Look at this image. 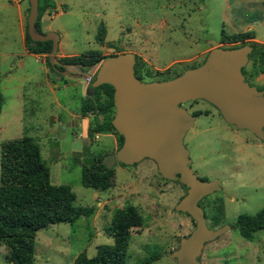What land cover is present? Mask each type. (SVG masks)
<instances>
[{"label": "rangeland", "instance_id": "rangeland-1", "mask_svg": "<svg viewBox=\"0 0 264 264\" xmlns=\"http://www.w3.org/2000/svg\"><path fill=\"white\" fill-rule=\"evenodd\" d=\"M55 2L56 7L42 17V32L59 35L56 58L89 50H99L105 58L131 52L140 57L143 82L162 81L156 71L168 69L169 77L202 64L212 48L210 41L231 47L220 41L222 33L253 31L252 41L259 45L248 58L245 77L251 86L264 85V0ZM27 3L0 0V144L31 137L39 145L50 182L70 186L75 206L93 208L89 217L38 230L33 264H73L82 251L94 256L97 245L113 244L114 211L129 206L140 214L142 224L130 230L126 264H145L142 261L154 252L160 255L149 264H178L172 252L195 228L187 213L174 209L187 189L177 180L164 179L149 158L128 166L115 164L113 185L105 191L81 184L82 163L115 152L120 134L112 130L94 133L93 138L83 134L77 120L87 117L88 127L95 122L93 114H80L82 98L92 94L89 82L51 70L45 55L27 52L20 27L21 17L25 33ZM101 25L106 33L103 44L96 40ZM98 66L87 71L93 73ZM183 107L199 112L183 137L191 170L201 179L219 182V190L199 201L208 216L206 224L210 228L212 214L220 211L218 227L230 226L205 243L200 263L264 264V230L247 240L234 227L240 214L264 207V128L263 138L238 129L203 99ZM97 119L102 121L103 115ZM6 252L0 243V264H7Z\"/></svg>", "mask_w": 264, "mask_h": 264}, {"label": "water", "instance_id": "water-1", "mask_svg": "<svg viewBox=\"0 0 264 264\" xmlns=\"http://www.w3.org/2000/svg\"><path fill=\"white\" fill-rule=\"evenodd\" d=\"M28 1V35L35 41H52L48 55L51 66H61V73L81 77L92 86L106 83L114 89L112 125L123 136V142L115 152L104 155L100 163L113 168L117 163L133 165L149 158L164 179L177 180L187 187L174 209L187 213L195 228L181 238L172 256L178 264H201L199 256L205 243L215 240L230 226L209 228L198 204L203 197L219 190V182L201 179L191 170L183 137L193 125L195 115L183 104L206 100L218 109L225 121L263 138L264 88L249 85L241 71L248 62L251 46L223 48L216 41H210L212 48L202 64L165 81L139 80L134 74L135 58L131 52L109 58L91 73L56 58L59 35L53 31H37L38 0Z\"/></svg>", "mask_w": 264, "mask_h": 264}, {"label": "trees", "instance_id": "trees-1", "mask_svg": "<svg viewBox=\"0 0 264 264\" xmlns=\"http://www.w3.org/2000/svg\"><path fill=\"white\" fill-rule=\"evenodd\" d=\"M55 7V0H38V13L35 20V27L38 32H42V17L44 14L49 13ZM105 34V28L101 25L96 35V40L100 44L105 42ZM254 36L253 31L233 34L222 33L220 41L225 44H233L231 47L224 48L251 46L252 51L248 57L250 59L259 45L258 42L252 41ZM24 47L28 53L45 55L51 70L57 72L63 70L61 66L54 68L50 64L48 55L52 48V41L32 40L27 32V22ZM111 57L105 58L99 50H89L77 55L62 56L58 60L64 64L87 71L94 65H100ZM134 58V74L139 80L143 81V67L140 57L134 54ZM167 71L168 69L163 72L156 71L154 75L163 76L162 81L178 75V73H174L167 77ZM241 71L245 81L249 85H253L245 77V67ZM89 87L92 94L82 98L80 107L81 116H87L89 113L93 114L95 121L89 125L87 136L93 138L94 133L116 131L112 125L115 112L113 87L106 83L92 86L90 81ZM257 88L262 89L264 85L257 86ZM2 104L3 96L0 92V111ZM100 114L103 115L102 121L97 119ZM192 114L197 116L199 112H193ZM122 142L123 136L120 134L119 147ZM101 159L102 157H94L82 163L81 184L84 187L105 191L113 185L114 168H107L101 164ZM118 164L128 166L123 163ZM182 187L187 189L184 185ZM74 200L75 194L70 186L50 182L49 169L43 163L39 145L31 137L24 136L10 139L0 144V243H3L7 249L5 257L7 264H33L34 239L38 230L56 223H72L79 217H89L93 214L92 207L75 206L73 204ZM202 209L207 219L208 216L204 207ZM216 212L212 214L210 228L218 227L220 224L218 213L220 211ZM141 224L142 218L133 206L115 210L110 223L113 244L97 245L95 255L92 257H88L86 252L82 251L76 255L73 264H126L130 230ZM234 227L238 229L243 238L252 240L254 232L264 230V207L254 214H240ZM159 255L160 252H154L142 262L149 264L157 259Z\"/></svg>", "mask_w": 264, "mask_h": 264}, {"label": "crops", "instance_id": "crops-1", "mask_svg": "<svg viewBox=\"0 0 264 264\" xmlns=\"http://www.w3.org/2000/svg\"><path fill=\"white\" fill-rule=\"evenodd\" d=\"M19 2H24V1H26V0H18ZM28 1V0H27ZM27 4H29V1H28V3ZM28 6V5H27ZM27 6L25 5L24 6V8H23V10L25 11L26 10V8H27ZM47 13H45V15H46ZM43 18H44V16H43ZM42 18V19H43ZM20 27H21V35H22V40H23V44H24V24H23V21H22V19H21V17H20ZM36 56H40V57H43V55H36ZM60 56H67V55H65L64 53H60ZM72 123V122H71ZM73 124V123H72ZM77 124L79 125V127H81L82 128V131H83V134L84 135H86L87 134V127H88V118L87 117H82V118H80L79 120H77Z\"/></svg>", "mask_w": 264, "mask_h": 264}, {"label": "built area", "instance_id": "built-area-1", "mask_svg": "<svg viewBox=\"0 0 264 264\" xmlns=\"http://www.w3.org/2000/svg\"><path fill=\"white\" fill-rule=\"evenodd\" d=\"M86 81H88V80H86ZM89 82V81H88Z\"/></svg>", "mask_w": 264, "mask_h": 264}]
</instances>
